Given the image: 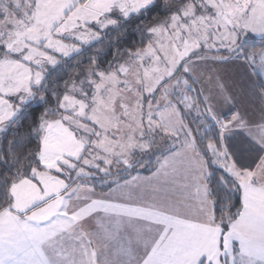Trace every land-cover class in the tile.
Wrapping results in <instances>:
<instances>
[{
    "label": "snow or ice",
    "instance_id": "obj_1",
    "mask_svg": "<svg viewBox=\"0 0 264 264\" xmlns=\"http://www.w3.org/2000/svg\"><path fill=\"white\" fill-rule=\"evenodd\" d=\"M0 264H264V0H0Z\"/></svg>",
    "mask_w": 264,
    "mask_h": 264
},
{
    "label": "trees",
    "instance_id": "obj_2",
    "mask_svg": "<svg viewBox=\"0 0 264 264\" xmlns=\"http://www.w3.org/2000/svg\"><path fill=\"white\" fill-rule=\"evenodd\" d=\"M138 42H139V37L136 36L135 33H133V32H129L128 36L125 37L124 40L121 42V44H122V48H121V50H123V47H126L128 44L138 43ZM257 46H259V45H257ZM115 51H116V49L113 48V49L111 50V53L114 54ZM110 58H111V56H109V59H110ZM61 86H62V85H61ZM33 107H35V105H33ZM25 130H26V128H25ZM152 158H153V159H152L151 162H150L151 167H150L149 169H145V170H144V173H145V174H146V173H149V172L153 169V167L156 165V162H157V160H158V157H157V156H153ZM135 172H136V170H135L133 173H135ZM133 173H132V174H133ZM107 190H108V189H107L106 185H98V184L96 185V191H98V192H104V191H107Z\"/></svg>",
    "mask_w": 264,
    "mask_h": 264
},
{
    "label": "rangeland",
    "instance_id": "obj_3",
    "mask_svg": "<svg viewBox=\"0 0 264 264\" xmlns=\"http://www.w3.org/2000/svg\"><path fill=\"white\" fill-rule=\"evenodd\" d=\"M152 157H153L152 155L145 157V165L143 167L137 168L136 169V172L133 173V175L139 174L141 177H148V176H150L151 173L154 171L155 167L157 166V162H156V165L153 167V169L149 173H146L145 174L144 173V170L145 169H149L151 167L150 162L153 159ZM97 184L100 185L99 183H97ZM104 192H107V191H104ZM98 193H101V192H98ZM100 250L103 251V249H100Z\"/></svg>",
    "mask_w": 264,
    "mask_h": 264
},
{
    "label": "crops",
    "instance_id": "obj_4",
    "mask_svg": "<svg viewBox=\"0 0 264 264\" xmlns=\"http://www.w3.org/2000/svg\"><path fill=\"white\" fill-rule=\"evenodd\" d=\"M206 87H212L211 85H206ZM142 174V173H141ZM97 193H98V191H97ZM99 194V193H98Z\"/></svg>",
    "mask_w": 264,
    "mask_h": 264
}]
</instances>
